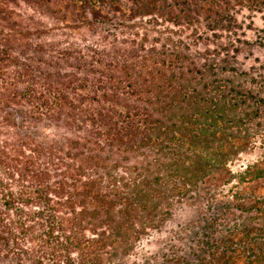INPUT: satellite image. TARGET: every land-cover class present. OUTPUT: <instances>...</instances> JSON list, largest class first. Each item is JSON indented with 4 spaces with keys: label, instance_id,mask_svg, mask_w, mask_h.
Returning a JSON list of instances; mask_svg holds the SVG:
<instances>
[{
    "label": "rangeland",
    "instance_id": "374dc122",
    "mask_svg": "<svg viewBox=\"0 0 264 264\" xmlns=\"http://www.w3.org/2000/svg\"><path fill=\"white\" fill-rule=\"evenodd\" d=\"M237 1L0 0V193L7 191L12 201L5 208L0 194V241L9 247L0 245V264L30 261V252L51 264L52 244L41 236L51 213L52 233L75 238L66 251L54 253L57 264L81 257L83 264L264 260V10L251 0ZM227 3L239 8L246 27L208 21V6ZM148 46L146 57L163 59L161 68L174 83L177 71L191 67L195 78L196 68L213 60L216 66L205 74L215 89L206 95L213 98L194 114H167L159 133L121 149L86 143L89 130L80 114L69 119L61 110L29 122L22 95L28 81L66 77L88 62L108 63L104 52L135 50L140 62ZM170 87L164 86L167 92ZM192 88L187 82L185 93ZM249 88L260 96L247 94ZM222 90L232 98L221 102ZM90 183L101 200L113 198L116 209L117 195L138 199L129 238L97 254L98 222L88 220L90 211L75 214L66 200ZM44 186L51 196L40 194Z\"/></svg>",
    "mask_w": 264,
    "mask_h": 264
},
{
    "label": "trees",
    "instance_id": "16d2710c",
    "mask_svg": "<svg viewBox=\"0 0 264 264\" xmlns=\"http://www.w3.org/2000/svg\"><path fill=\"white\" fill-rule=\"evenodd\" d=\"M210 1V3H213L215 0ZM251 1L258 5L253 8L264 10V0ZM234 2L238 1L234 0ZM228 3L223 7L219 5L216 8L206 6V10L211 16H209L208 21L216 26L222 24L223 21H232L237 27L239 25L246 27V25L241 24V16L237 15L239 8H235L234 5L233 9V6L228 5ZM158 10L163 11L161 8ZM195 17L197 19L207 18V16L203 17L198 13L195 14ZM116 36V32H112L113 40H116ZM260 39V43L263 44L264 40H262V37ZM243 42L251 44L248 39L243 40ZM237 47L239 46L234 45L233 48ZM150 51L148 46L142 53H145L144 57L140 55L142 59L145 58L140 62L135 60L137 57L135 50L120 55L110 51L111 54H114L113 56L104 52L103 56L110 60L108 63H101L95 67L91 62H88L87 66L86 64L79 65L77 73L69 72L66 77L56 75L50 80L41 78L37 81V84L28 81L22 95L27 100L26 112L27 117L30 118L29 122L37 123L52 114H57L61 110L69 119H75L76 114H80L86 128L89 130L87 136H85L86 139H84L86 143L90 146L121 149L131 147L132 142L137 137H144L154 130L159 133L162 130L161 126L169 121L165 119L167 114L175 115L179 110L194 114L196 110L204 107L206 101L213 98L206 95L207 92L214 93L215 89L211 87L210 81L205 76L209 72V68L216 66L213 60L201 63L200 67L196 68L198 75L195 78L191 74V67L187 66L185 73L177 71L178 78L174 83L172 75L165 73L161 68L163 59L158 57L155 60L146 57ZM112 60H116V62H111ZM177 66L179 67V65ZM223 67L227 68L225 65ZM187 82H190L193 86L192 89H194L189 95L184 91V85ZM164 86H171V91L167 92ZM258 90L249 88L246 93L250 96L259 97ZM220 93L221 102H226L227 97L232 98L230 91L225 92L222 90ZM261 98H263L261 101L264 103V94ZM70 144L71 146L74 145L73 143ZM78 148L76 149L82 153L81 146ZM83 153L85 152L83 151ZM42 188H45L46 191L43 193L42 190L41 192L39 190L40 194L51 196L50 192H47V186ZM93 188L95 187L92 183L88 186L85 185L81 191L69 193L66 200L72 205L75 214L84 213L86 210L90 211L92 216L88 220H91V224L92 222H98L97 225H99L100 230L98 238L95 240L97 250L95 254H97L99 250L110 249L112 246L115 247L114 243H121V240L125 237L129 238V228H132V222L130 221L135 216L134 206H136L138 199L134 194H127L123 197L117 195L115 197L121 200V205L119 209H116L113 206V198H103L101 200L98 195H95L98 192L94 193ZM0 194L3 198L1 199L3 206L8 208L10 202H12L9 193L5 191ZM74 195L87 198V202L83 205L79 203L77 205V202L73 199ZM92 203L91 209L89 204ZM51 214L46 215L41 236L47 241L50 240L53 247V253L50 255L52 262L47 259L48 262L57 264L55 263L57 259L54 257V253L66 251L75 242V238L63 234V238L59 239V235L55 234L58 233L57 231L52 233L56 225V217L53 213ZM82 217H78L81 222H83ZM0 245L9 248L6 243L1 241ZM4 250V254L11 257L9 255L10 251L8 249ZM0 254L2 253L0 252ZM27 256L30 261H24L22 264H26V262H29V264H44L42 258L33 256L32 252ZM84 261H86L85 258L81 257L77 259L76 263L83 264ZM259 264H264V260Z\"/></svg>",
    "mask_w": 264,
    "mask_h": 264
}]
</instances>
